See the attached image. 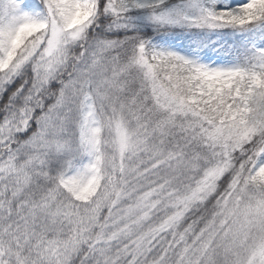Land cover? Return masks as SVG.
Masks as SVG:
<instances>
[{
	"label": "snow or ice",
	"instance_id": "obj_1",
	"mask_svg": "<svg viewBox=\"0 0 264 264\" xmlns=\"http://www.w3.org/2000/svg\"><path fill=\"white\" fill-rule=\"evenodd\" d=\"M0 264H264V0H0Z\"/></svg>",
	"mask_w": 264,
	"mask_h": 264
}]
</instances>
